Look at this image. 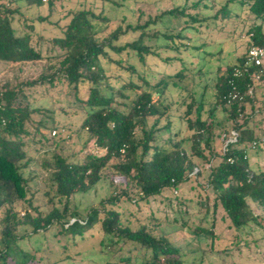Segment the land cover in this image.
Segmentation results:
<instances>
[{
    "label": "trees",
    "instance_id": "1",
    "mask_svg": "<svg viewBox=\"0 0 264 264\" xmlns=\"http://www.w3.org/2000/svg\"><path fill=\"white\" fill-rule=\"evenodd\" d=\"M42 1L0 0V65L12 73L0 78V264H38L41 247L31 251L21 242L53 229L61 252L48 264L84 255L86 248L67 252L79 240L96 243L97 257L89 256L94 263L202 264L203 252L186 256L174 231L188 228L192 240L209 239L213 251L218 222L213 218L209 227H189L183 217L164 214L170 231L163 234L153 204L170 202L165 191L197 181L203 170L204 189L214 196L211 212L216 217L220 210V223L232 229L229 244L264 251V159H254L251 167L248 157L251 150L264 155L259 143L264 136V69L252 66L241 78L234 76L247 50L264 45V0H223L218 8L209 4L213 0H186L185 6L146 19L139 8L138 20L144 21L135 25L124 15H105L98 5L107 1L121 7L125 0H92L87 8L67 9L56 21L39 15L28 23L22 9L39 8ZM156 1L133 0L143 5ZM240 11L255 22L247 32L249 41L240 55L222 61L224 42L231 39L226 24H236ZM17 16H24L20 26ZM38 26L57 33L47 39ZM42 42L49 44L47 55ZM211 59L214 77L202 85ZM37 64L36 76H21ZM196 85L203 89L199 96ZM41 88L72 93L84 113L80 129L86 135L79 155L63 156L55 149L52 159L43 162L47 194L62 202L47 211L32 206L30 179L24 175L37 154L48 152L54 142L50 133L58 128L55 113L32 101V91L41 95ZM234 94L241 99L231 100ZM183 128L189 135L179 138ZM105 178L114 191L88 207L85 217L70 208L72 197L88 193ZM176 201L181 206L193 199ZM208 201L204 195L196 202L205 209L199 221H206ZM24 204L31 209L22 213Z\"/></svg>",
    "mask_w": 264,
    "mask_h": 264
},
{
    "label": "rangeland",
    "instance_id": "2",
    "mask_svg": "<svg viewBox=\"0 0 264 264\" xmlns=\"http://www.w3.org/2000/svg\"><path fill=\"white\" fill-rule=\"evenodd\" d=\"M106 1V0H105ZM119 1V0H118ZM186 0H157L156 2H153L152 4H136L133 2V0H125L124 5L121 7H117L114 5L109 4V2H104L105 4L99 3V6H102L104 14L111 16L112 18H119L120 16L124 15L126 18V21L131 24H136L137 21H144L148 16L155 17L156 14H158L163 9L171 8L173 6H185L187 4L185 2ZM223 0H213L210 1L209 4H212L215 8H218ZM50 0H43L42 6L39 8H34L31 10H27L25 8L22 9V12L25 13V17L28 23L33 22V19L36 18L39 15H42L43 17L50 16L53 21H56L60 18H62L63 14L66 13L67 9H76L80 8L81 5H84V7H88L89 4L92 2V0H53L51 3L52 5H49ZM142 8L141 10L145 13L143 16V20H138V9ZM205 15H212L211 12L206 11L203 12ZM20 18V20H16L15 24H18L20 26L23 20L22 16H17V18ZM236 24L229 23L226 24V28L230 27V33L231 39L224 42V53L221 55L222 61L229 60L232 56H238L240 55L244 48L247 41H249V38L247 36V32L250 29V27L255 24L254 21H252L251 15L249 16L247 13L240 11V15L237 16ZM65 21L62 19L60 25H64ZM231 24V25H230ZM48 29V28H47ZM36 31L42 32L45 38L50 39L54 34L57 33L55 30H46L43 27L36 28ZM132 37H126L122 40V43L132 40ZM43 55L49 54L48 48L49 44L47 42H42L41 45ZM59 52V51H58ZM233 61V60H232ZM213 59L210 60V66L208 68V73H205V75L202 76L203 80L200 82L203 84L211 83V79L214 77V68L216 66V62H214ZM231 62V61H230ZM39 64L35 66H27L23 73L21 74L22 77H27L28 75L35 72V68L38 67ZM4 74H12L11 72H7V69L4 65H0V78L4 76ZM34 76H36V72L34 73ZM200 78H198L199 80ZM202 86L196 85L194 87V91H196L197 96H199L202 92ZM63 91L55 89L53 91L48 92L44 88H41V95L38 91H32L35 104H42L48 109H51L55 113V119L57 122V133L55 134V131H51L50 133V141H54L51 146L48 147V152H40L37 154L30 167L27 168V170L24 171V175L26 178L30 179L29 186H30V192L28 195V199L31 201L33 207L39 208L41 211H47L49 207L52 206V204L57 205L58 207L62 206V202L59 203L57 198H53L51 194L48 193V187L45 185L44 177L46 172L42 168V164L44 161H49L52 159L53 154L56 151H60L63 156H71L72 154L79 155L82 153L81 149H83V143L86 139V135L83 134V130L80 129V121L84 117V113L79 111V106L74 101V96L72 93H66L59 92ZM210 97V94L206 96V100H208ZM63 108V110H62ZM174 110V108H173ZM183 112V111H182ZM263 122L262 126L264 125V120H261ZM260 122V123H261ZM183 127V126H182ZM55 134V135H54ZM189 135V132L183 128V132L181 133V136L179 138H185ZM54 136V137H53ZM56 144V148H54V145ZM90 151L96 152L95 148H92L91 146H88ZM46 149V148H44ZM99 152V151H98ZM44 153V154H43ZM248 157L249 161H252L251 167L256 166V163H254V159L260 158L264 159L263 154H256L254 151H248ZM201 176L198 178L197 181H192L191 183H185L182 184L178 189L176 190H169L165 191L164 194L169 196L171 201L165 200L163 203H158L157 201L153 204L155 209L157 210V217H161V222L163 223L161 225L162 233L165 234L169 232L170 230L167 227V222L165 221L163 215L165 214L168 216V218L173 219V216L181 218L189 223V227L191 225L197 226H206L209 227L213 218L216 220L217 225L215 227L216 233L219 235V239L215 242V250L212 251V249H209L211 241L207 239L204 242L197 243L196 240L193 239V235L190 234V232L187 229L174 231L177 234V241L178 246H180L183 250L187 252L186 256L189 258H197L199 257V253L203 252L204 258L202 259V264H264V251L263 248L260 249L255 248L254 246L248 248L246 246H241L234 248L233 244H229L232 242V233L231 230H229L228 227H226V223H220L219 217L221 215V211L218 210L216 212V217L213 216L211 209L213 205V199L214 196L211 191L204 189V185L206 183L205 176L206 172L203 170L201 172ZM109 178V177H108ZM114 189L110 187L109 180L107 178L100 181L92 190H90L88 193H79L76 194L74 197L71 198L70 202V208L73 210H77L78 214L81 217H85L86 211L88 207L95 205L98 200H100L103 197L108 196L110 193H112ZM206 195L209 199L210 204V212L207 214L205 220L206 221H199L202 219V216L204 215L205 209L199 208V206L196 204L197 201H200L202 197ZM182 197L192 198L193 202L187 201L183 205H179L180 203L176 201V199L181 200ZM52 200V203L50 202ZM163 204L165 206H163ZM170 204V205H168ZM187 204V205H186ZM165 207V208H164ZM170 207V208H169ZM23 208H26L27 210L31 209L28 207V205L24 204L20 207V211L23 213ZM187 210V211H186ZM192 221V223H191ZM224 221V220H223ZM29 230V229H28ZM22 231V230H20ZM53 232H55V229H53L48 234H41V235H35L29 237L27 241H22L21 245L25 248H28V250L33 251V249L37 246L41 247L38 251L37 257H38V264H48L52 263V261L56 258L60 252L61 248L59 244H55V237L52 236ZM244 236V234L242 235ZM241 237V236H240ZM95 240V239H93ZM77 242V245H74L72 248H68L69 253L75 251L76 249L84 250L85 248L88 249V251L85 252V254H81L80 258H74V259H67L61 263L58 264H101L99 260H96L97 262L94 263L89 256H96L97 257V248L94 244L89 242V246L85 245L87 242L83 243L82 240H79ZM95 242H97L95 240ZM71 245V241L69 242ZM235 243V242H233ZM230 247L232 246L233 250H226L224 252H220L218 255H216V251L219 249H223L224 247ZM75 249V250H74ZM208 249V250H206ZM205 250V251H204ZM50 254V255H49ZM51 257V258H50ZM55 257V258H54ZM86 257V258H85ZM48 261V262H47ZM57 264V263H56ZM103 264V263H102Z\"/></svg>",
    "mask_w": 264,
    "mask_h": 264
},
{
    "label": "built area",
    "instance_id": "3",
    "mask_svg": "<svg viewBox=\"0 0 264 264\" xmlns=\"http://www.w3.org/2000/svg\"><path fill=\"white\" fill-rule=\"evenodd\" d=\"M259 67L264 69V45L262 46H251L247 50L246 57L242 63V66L240 68L234 69V76L237 78H241L243 75V71H246L250 67ZM248 93H251V90L248 91ZM236 98L241 99L240 96L237 94H234L231 96V100H235ZM230 100H228V103ZM234 135V133H232ZM260 144L264 145V136L260 139ZM257 143L254 142L253 145H256Z\"/></svg>",
    "mask_w": 264,
    "mask_h": 264
}]
</instances>
